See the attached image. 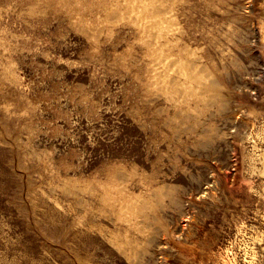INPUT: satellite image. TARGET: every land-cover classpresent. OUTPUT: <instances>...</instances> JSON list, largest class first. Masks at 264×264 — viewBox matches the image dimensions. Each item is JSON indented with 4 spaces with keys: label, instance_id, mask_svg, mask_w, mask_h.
Instances as JSON below:
<instances>
[{
    "label": "rangeland",
    "instance_id": "obj_1",
    "mask_svg": "<svg viewBox=\"0 0 264 264\" xmlns=\"http://www.w3.org/2000/svg\"><path fill=\"white\" fill-rule=\"evenodd\" d=\"M263 236L264 0H0V264H264Z\"/></svg>",
    "mask_w": 264,
    "mask_h": 264
},
{
    "label": "bare ground",
    "instance_id": "obj_2",
    "mask_svg": "<svg viewBox=\"0 0 264 264\" xmlns=\"http://www.w3.org/2000/svg\"><path fill=\"white\" fill-rule=\"evenodd\" d=\"M241 231H242V230H241ZM244 235H245V234H244ZM261 235H262V234H261ZM247 237H248V236H247ZM261 237H262V236H261ZM261 237H260V238H261ZM263 237H264V236H263ZM255 238H256V237H255ZM257 240H258V238H257ZM262 240H263V239H262ZM252 241H253V240H252ZM252 241H251V242H252ZM254 241H255V240H254ZM247 242H248V241H247ZM258 242H259V241H258ZM253 243H254V242H253ZM233 244H234V243H233ZM238 245H239V244H238ZM250 245H251V244H250ZM247 247H248V245H247ZM250 247H251V246H250ZM240 248H241V247H240ZM244 248H245V247H244ZM231 249H232V247H231ZM237 249H238V248H237ZM245 249H246V248H245ZM248 249H249V248H248ZM232 251L234 252V250H232ZM248 251H249V250H248ZM248 251H247V252H248ZM250 251H251V250H250ZM237 252H238V251H237ZM247 252H246V253H247ZM256 253H257V252H256ZM235 254H236V253H235ZM235 254H234V255H235ZM239 254H240V253H239ZM250 254H251V253H250ZM250 254H249V255H250ZM252 254H253V253H252ZM252 254H251V255H252ZM234 255H233V256H234ZM246 255H247V254H246ZM254 255H256L255 252H254ZM233 256H232V258H233ZM235 256H236V255H235ZM244 257H245V256H244ZM256 258H257V257H256ZM235 259H236V258H235ZM238 259H239V257H238ZM247 259H248V258H247ZM250 259H251V258H250ZM252 259H253V258H252ZM230 260H231V259H230ZM236 260H237V259H236ZM238 261H239V260H238ZM256 261H257V260H256ZM233 262H234V260H233ZM235 262H236V261H235ZM229 263H230V262H229ZM246 263H247V262H246ZM248 263H249V264H253V260H249ZM255 263H256V262H255ZM255 263H254V264H255ZM230 264H232V263H230ZM237 264H239V263H237ZM244 264H245V263H244ZM258 264H259V263H258Z\"/></svg>",
    "mask_w": 264,
    "mask_h": 264
}]
</instances>
